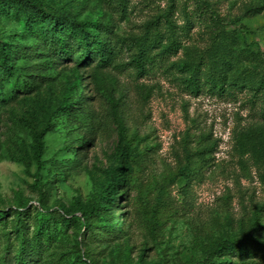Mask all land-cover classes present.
<instances>
[{
  "label": "rangeland",
  "instance_id": "1",
  "mask_svg": "<svg viewBox=\"0 0 264 264\" xmlns=\"http://www.w3.org/2000/svg\"><path fill=\"white\" fill-rule=\"evenodd\" d=\"M39 1L48 11L102 22L115 40L151 44L162 37L161 47L169 43L173 18L182 43L149 74L130 64L125 49L107 68H86L84 79L72 62L54 66L42 54L16 60L33 86L18 96L9 85L1 90L7 101L0 115V217L7 220L0 222V255L6 235L14 249L19 245L14 210L29 209L32 236L37 207L87 209L121 150L125 170L117 179L126 187L114 195H122L121 206L104 216L114 217L113 225L99 224L121 230L120 237L87 249L80 243L84 229L65 226L37 264H197L224 240L255 231L264 240L259 105L248 87L234 94L206 86L193 92L180 70L188 61L218 64L227 84L264 81V0H128L125 12L115 0ZM184 8L195 24L181 36ZM16 33H22L18 23L0 15V39ZM36 42L27 35L20 44ZM86 140L93 143L84 148Z\"/></svg>",
  "mask_w": 264,
  "mask_h": 264
},
{
  "label": "trees",
  "instance_id": "2",
  "mask_svg": "<svg viewBox=\"0 0 264 264\" xmlns=\"http://www.w3.org/2000/svg\"><path fill=\"white\" fill-rule=\"evenodd\" d=\"M115 2L122 12L127 10L128 0H115ZM183 11H185L186 23L180 26L179 35L181 36L187 35L191 26L195 24L189 15V9L184 8ZM0 15L6 19L15 20L22 32L16 33L14 39H0V115L2 106L7 101L6 93L1 91L5 85L11 87L14 96L29 93L33 86L29 79L31 75L24 74L21 68L15 67V62L20 57L33 59L42 54V57H49L54 66L72 62L75 74L78 78L84 79L82 71L86 68L89 66L99 69L107 68L118 52L125 49L131 58L130 64L140 72L149 74L156 66H162L166 58L177 52L182 43L180 37H176L178 24L173 18L168 19L169 43L161 47L162 37H157L151 44H145L139 39L136 41L115 40L110 35L112 31H109L110 29L102 22L91 18L80 19L69 11L58 13L48 11L39 0H0ZM205 28L211 32L209 25L206 24ZM27 35L37 42L25 48L21 47V39ZM180 64V70L183 73L181 80L193 92H199L202 86H206L214 93L234 94L235 91L248 87L254 102L259 105L264 120L263 80L256 81L254 77H248L241 82L238 79L227 84L224 70L217 63L210 68H204L205 65L201 62L197 64V62L188 61ZM225 64L230 65L228 61ZM86 99L81 98L84 101ZM67 103L63 105V108H67ZM73 104L72 102L70 107ZM261 133L263 134L262 131ZM36 139L41 161L44 148L43 135H37ZM92 143L93 140H86L82 145L85 148ZM261 145L264 146V135L261 136ZM77 154L83 157L82 151H78ZM117 158L119 162L107 169L105 180L95 191L93 201L87 209L77 208L75 211L61 212L56 209H44V206L37 207L32 217L34 223L32 236L29 234V220L32 215L29 214V209L14 210L17 222L13 232L19 245L17 249H14L11 236L6 235L8 245L4 255H0V264H37L43 261L44 250L55 242L65 226L84 229L80 243L87 249H91L96 243L119 238L121 230H116L113 226L105 230L104 226L99 225L101 222H109L113 225L114 217L104 216H107L109 210L121 206L122 195L115 198L114 195H118L119 190H125L126 187L117 179V174L120 175L122 170H125L124 151H119ZM186 175L188 176V173ZM78 212L80 214H77ZM6 220L5 216L0 217V222L4 221L5 224ZM255 232L245 234L238 240L227 239L219 242L212 248L211 254L197 264H260L259 260L264 261V240L255 236ZM222 253L230 259L222 261L220 258H215V255Z\"/></svg>",
  "mask_w": 264,
  "mask_h": 264
}]
</instances>
